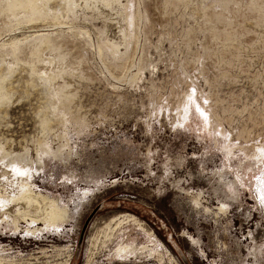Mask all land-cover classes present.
<instances>
[{
  "label": "rangeland",
  "instance_id": "rangeland-1",
  "mask_svg": "<svg viewBox=\"0 0 264 264\" xmlns=\"http://www.w3.org/2000/svg\"><path fill=\"white\" fill-rule=\"evenodd\" d=\"M0 264H264V0H0Z\"/></svg>",
  "mask_w": 264,
  "mask_h": 264
},
{
  "label": "bare ground",
  "instance_id": "bare-ground-1",
  "mask_svg": "<svg viewBox=\"0 0 264 264\" xmlns=\"http://www.w3.org/2000/svg\"><path fill=\"white\" fill-rule=\"evenodd\" d=\"M131 221L135 222V218L134 217H131L130 218ZM52 220H50L49 222H47L48 224H52L51 223ZM108 228V227H107ZM110 228V227H109ZM130 253V248L126 245H120L116 248V255H120V254H123V255H127Z\"/></svg>",
  "mask_w": 264,
  "mask_h": 264
}]
</instances>
